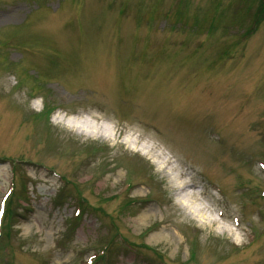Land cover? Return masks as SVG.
I'll return each instance as SVG.
<instances>
[{
	"label": "rangeland",
	"instance_id": "obj_1",
	"mask_svg": "<svg viewBox=\"0 0 264 264\" xmlns=\"http://www.w3.org/2000/svg\"><path fill=\"white\" fill-rule=\"evenodd\" d=\"M263 7L0 0V264H264Z\"/></svg>",
	"mask_w": 264,
	"mask_h": 264
},
{
	"label": "bare ground",
	"instance_id": "obj_2",
	"mask_svg": "<svg viewBox=\"0 0 264 264\" xmlns=\"http://www.w3.org/2000/svg\"><path fill=\"white\" fill-rule=\"evenodd\" d=\"M5 19L7 20V16L3 17L2 20ZM0 19V22L2 21ZM94 119V117H90ZM92 123L91 127L86 124V120L82 119H74V120H69L66 123L63 122L61 119H57V123L61 124L63 126H67L69 129H72L75 132H78L80 134H88L89 136H94L102 140H107V141H113L116 137V135L120 133V131H123L121 127H116V126H111L110 129L106 128L103 123H98L96 120ZM119 132V133H118ZM124 134V133H123ZM122 134V135H123ZM126 139V138H125ZM124 147H127V149L134 150L132 147L136 144V140H124L122 143ZM137 154L144 155L145 153L148 154L152 152V148L148 146H141L139 150H135ZM157 158L160 159V163L156 164L158 167V171H160L162 174H165L168 177V180L171 184V189L174 192L176 199H177V205L184 209L185 211H188L194 218L198 219H203V213L204 209L199 208L196 206V200L194 198L193 193H190V190H195L196 187L194 184H189L188 181L185 179L187 178L186 174H179V176L176 178L174 176L171 177V174L166 170L167 166L169 165V162L167 161L166 157L162 158L160 154H155ZM137 161H139L138 158H135ZM165 167V168H164ZM218 216L224 218L225 215L224 213H219ZM216 220L209 219L207 220V224H216ZM220 234H226L228 236H232L233 232L231 229L223 228L220 231Z\"/></svg>",
	"mask_w": 264,
	"mask_h": 264
}]
</instances>
